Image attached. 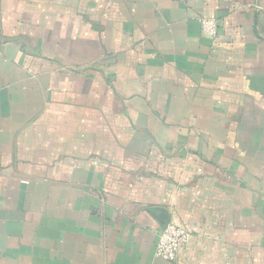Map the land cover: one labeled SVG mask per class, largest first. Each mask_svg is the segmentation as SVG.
Wrapping results in <instances>:
<instances>
[{
    "label": "crops",
    "instance_id": "crops-1",
    "mask_svg": "<svg viewBox=\"0 0 264 264\" xmlns=\"http://www.w3.org/2000/svg\"><path fill=\"white\" fill-rule=\"evenodd\" d=\"M0 264H264V0H0Z\"/></svg>",
    "mask_w": 264,
    "mask_h": 264
},
{
    "label": "built area",
    "instance_id": "built-area-1",
    "mask_svg": "<svg viewBox=\"0 0 264 264\" xmlns=\"http://www.w3.org/2000/svg\"><path fill=\"white\" fill-rule=\"evenodd\" d=\"M202 28L214 39L218 34V24L213 18H202ZM189 236L188 229L181 223L169 221L160 230L156 244V254L167 261L175 260L179 250L186 243Z\"/></svg>",
    "mask_w": 264,
    "mask_h": 264
},
{
    "label": "water",
    "instance_id": "water-1",
    "mask_svg": "<svg viewBox=\"0 0 264 264\" xmlns=\"http://www.w3.org/2000/svg\"><path fill=\"white\" fill-rule=\"evenodd\" d=\"M161 216H162V221H161V228L163 229L166 224L170 221V218L167 214V212H165V210L162 209V212H161Z\"/></svg>",
    "mask_w": 264,
    "mask_h": 264
}]
</instances>
